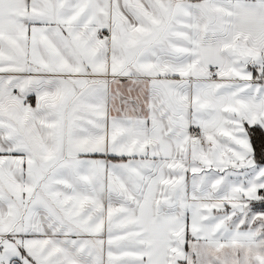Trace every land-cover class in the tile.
I'll return each mask as SVG.
<instances>
[{
    "label": "snow or ice",
    "instance_id": "obj_1",
    "mask_svg": "<svg viewBox=\"0 0 264 264\" xmlns=\"http://www.w3.org/2000/svg\"><path fill=\"white\" fill-rule=\"evenodd\" d=\"M0 264H264V0H0Z\"/></svg>",
    "mask_w": 264,
    "mask_h": 264
},
{
    "label": "trees",
    "instance_id": "obj_2",
    "mask_svg": "<svg viewBox=\"0 0 264 264\" xmlns=\"http://www.w3.org/2000/svg\"><path fill=\"white\" fill-rule=\"evenodd\" d=\"M253 143L256 145L257 147V151L259 150V146H260V130L257 128L254 130V134H253Z\"/></svg>",
    "mask_w": 264,
    "mask_h": 264
},
{
    "label": "rangeland",
    "instance_id": "obj_3",
    "mask_svg": "<svg viewBox=\"0 0 264 264\" xmlns=\"http://www.w3.org/2000/svg\"><path fill=\"white\" fill-rule=\"evenodd\" d=\"M259 207V206H258Z\"/></svg>",
    "mask_w": 264,
    "mask_h": 264
}]
</instances>
